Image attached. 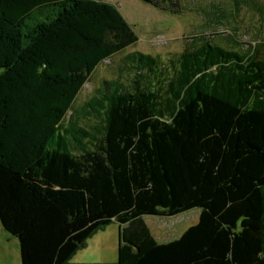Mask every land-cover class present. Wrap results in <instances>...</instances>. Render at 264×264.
I'll use <instances>...</instances> for the list:
<instances>
[{"label": "trees", "instance_id": "obj_1", "mask_svg": "<svg viewBox=\"0 0 264 264\" xmlns=\"http://www.w3.org/2000/svg\"><path fill=\"white\" fill-rule=\"evenodd\" d=\"M138 39L111 2L0 0V222L21 264H71L113 222L116 264H264V36L245 48L235 32L202 35L166 60L126 53L75 105ZM194 208L197 223L166 242L144 218Z\"/></svg>", "mask_w": 264, "mask_h": 264}, {"label": "rangeland", "instance_id": "obj_2", "mask_svg": "<svg viewBox=\"0 0 264 264\" xmlns=\"http://www.w3.org/2000/svg\"><path fill=\"white\" fill-rule=\"evenodd\" d=\"M99 1L115 4L139 39L96 69L91 80L78 95L75 105L87 99L104 79L118 77V67L124 64L123 57L126 53L141 51L159 55L166 60L169 56L182 52L192 45L193 39L202 35L225 42L226 36L235 32L240 44L245 48L254 41L262 40L264 36V14L260 12L264 0H240L241 3L237 7L235 0H179L180 6L182 5L179 13L158 9L142 0ZM220 9L230 13L223 22L216 20L217 10ZM199 215L200 208H194L173 217L146 215L144 218L154 237L159 242H165L179 237L185 229L197 223ZM160 218L166 219L167 225L162 227V224L158 223ZM103 230L109 235V247L104 251H109L108 264H116L120 224L113 222L98 232ZM10 238L17 243V239L6 232L0 222V243L9 247L10 262H13L15 245ZM104 253L100 255L103 256Z\"/></svg>", "mask_w": 264, "mask_h": 264}, {"label": "crops", "instance_id": "obj_3", "mask_svg": "<svg viewBox=\"0 0 264 264\" xmlns=\"http://www.w3.org/2000/svg\"><path fill=\"white\" fill-rule=\"evenodd\" d=\"M162 218H167L165 216H161ZM173 217V216H171ZM158 223L162 227L167 225L166 219H159ZM101 231L100 233H95L90 239H88L87 244L84 248L80 249L70 260L71 264H108V252H105L107 246L109 247V235L106 233L107 231ZM10 234V233H9ZM11 235V234H10ZM13 236V235H12ZM12 242H14V257L13 262H10V253L9 247L0 243V264H21V254H20V246L19 241L17 239V243L13 241L14 239L10 238ZM172 240V239H171ZM169 241V240H168ZM166 242V241H165ZM100 253H104L103 256Z\"/></svg>", "mask_w": 264, "mask_h": 264}]
</instances>
